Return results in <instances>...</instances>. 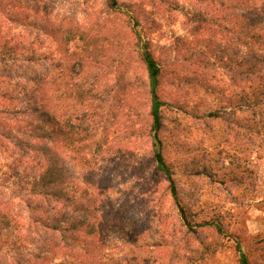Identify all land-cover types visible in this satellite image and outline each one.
<instances>
[{
  "label": "rangeland",
  "instance_id": "1",
  "mask_svg": "<svg viewBox=\"0 0 264 264\" xmlns=\"http://www.w3.org/2000/svg\"><path fill=\"white\" fill-rule=\"evenodd\" d=\"M120 1L143 4L140 25L131 17L112 16L101 0H0V217L9 218L14 230L1 235L0 264H60L69 259L61 233L52 229L54 219L61 217L57 214L61 205L47 203L33 192L41 172L39 158L32 148L24 149L18 142L30 119L17 112L28 106L25 101L10 102L6 94L8 90L17 93L23 101L22 88L31 77L23 71H8V65L20 64V58L3 60L8 39L21 50L48 55V64L37 66V71L44 73L50 66L52 77L58 75L57 43L21 23L23 17L43 24V11L53 18H75L93 30L91 35L108 43L107 48L97 50L89 72L65 80L64 90L70 97L85 77L86 89L93 88L95 93L88 94L90 105H79L81 113L94 115L97 140L108 137L103 150L95 143L82 145V153L70 150L73 178L65 185L67 193L99 200L103 235L112 243L123 221L132 216L151 222L160 214L171 229L177 223L167 180L153 158L151 100L139 51L147 40L151 42L155 58L167 65L163 99L188 105L189 110L205 113L225 108L231 93L230 76L219 68L206 75L219 87L213 93L180 84L187 76L194 77L190 72H195L198 62L195 51L201 50L200 41L205 43L209 35L200 39L192 35L174 0ZM141 25L146 29L138 39L136 31ZM103 36L110 40L104 41ZM125 81L130 83L126 89ZM237 93L230 94L234 102L239 100ZM59 96L60 89L54 86L57 105ZM69 109L74 111L70 105ZM163 114L164 155L184 192V204L191 208L196 223L221 222L224 228L225 247L199 264H240L236 242L242 243L253 264H264V115L239 112L241 120L253 124L256 119L261 124L257 140L250 143L230 134L227 122L200 120L183 111L164 110ZM77 122L74 118L72 124L78 127ZM204 229L213 235L211 229Z\"/></svg>",
  "mask_w": 264,
  "mask_h": 264
},
{
  "label": "trees",
  "instance_id": "2",
  "mask_svg": "<svg viewBox=\"0 0 264 264\" xmlns=\"http://www.w3.org/2000/svg\"><path fill=\"white\" fill-rule=\"evenodd\" d=\"M101 1L117 19L131 17L137 25L141 24L143 4L137 1ZM174 4L185 16L186 28L192 35L198 39L209 35L205 43L200 41L201 50L195 51L198 62L194 65L195 72H190L194 77L187 76L180 84L213 93L219 87L212 85L206 75L213 74L211 71L214 68L224 69L230 76V92H238L239 100L234 102L230 93L225 108L205 113L198 112L196 108L189 110L188 105L177 101H165L162 91L167 78V65L155 58L150 41L144 43L139 58L147 71L145 88L151 100L153 158L157 169L167 180L177 223L171 229L160 214H156L151 222L132 216L123 221L113 243L103 235L99 200L73 198L65 189L73 178V166L68 161L70 150L82 153V145L87 143H95L98 149L103 150L108 139L97 140L94 115L81 113L79 105H90V97L95 93L93 88L86 89L85 77L81 84L76 85V95L70 97L64 90L65 80L76 75L83 77L89 72L90 64L96 61L97 50L107 48L108 43L91 35L93 30L75 18H53L52 13L43 11L44 23L38 25L35 20L21 17L22 25L37 28L57 43L61 61L57 65L59 72L56 78L52 77L50 66L44 73L37 71V66L48 64V55L21 50L14 47L10 39L5 44L3 60L20 58L19 66L10 64L8 71L31 74L22 88L23 101L17 93L8 90L6 94L10 102L24 104L25 101L28 106L17 112L28 115L30 119L22 133L23 138L18 142L24 149L32 148L39 158L41 172L35 180L33 192L47 203L56 202L62 208L57 213L61 217L55 218L52 225L53 230L61 233L62 241L69 249L68 262L60 264H199L208 256H216L225 247L221 239L225 234L222 223L208 221L198 224L191 208L184 204V192L164 155L166 116L163 112L183 111L200 120L227 122L230 134L247 138L250 143L257 140L261 124L256 119L253 124L241 120L239 112L249 111L255 117L264 115V0H174ZM145 29L141 25L136 31L138 39L142 38ZM109 40L104 37V41ZM113 45L109 43V46ZM199 69L205 72H199ZM129 84L125 81L122 86L126 89ZM54 86L60 89L58 105L53 97ZM88 94H91L90 97ZM69 105L73 107V112ZM74 118L79 123L78 127L72 124ZM1 216L0 238L14 231L9 218ZM204 228L211 229L209 231L213 235ZM236 251L240 264H253L241 242H236Z\"/></svg>",
  "mask_w": 264,
  "mask_h": 264
}]
</instances>
